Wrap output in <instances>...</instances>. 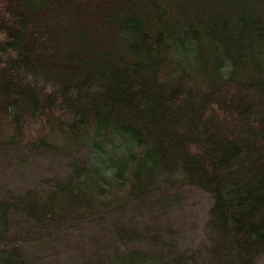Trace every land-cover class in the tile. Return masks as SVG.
<instances>
[{"label":"trees","instance_id":"trees-1","mask_svg":"<svg viewBox=\"0 0 264 264\" xmlns=\"http://www.w3.org/2000/svg\"><path fill=\"white\" fill-rule=\"evenodd\" d=\"M25 148L69 172L0 196V264L97 226L85 264H261L264 0H0V159ZM189 189L205 252L150 213Z\"/></svg>","mask_w":264,"mask_h":264},{"label":"rangeland","instance_id":"rangeland-1","mask_svg":"<svg viewBox=\"0 0 264 264\" xmlns=\"http://www.w3.org/2000/svg\"><path fill=\"white\" fill-rule=\"evenodd\" d=\"M36 132V126L30 130ZM22 155H9L0 159V196L7 193H23L28 189L39 188L48 180H62L69 172V159L61 158L44 151L34 152L25 148ZM15 158L19 162L16 163ZM175 201L165 207H154L153 219L164 227L172 229L180 247L188 252H205L204 226L208 217L209 198L195 189L176 195ZM149 213V212H148ZM154 220L141 216L133 226H151ZM97 226V225H95ZM94 235L85 233L77 237L66 238L60 243H47L46 246L32 248L31 257L35 264H85L97 260L101 254H112L116 247L110 236L109 228L95 227ZM101 233V234H100ZM105 234L108 237H105ZM111 239V240H110ZM34 254V256H33ZM261 264H264L262 261Z\"/></svg>","mask_w":264,"mask_h":264}]
</instances>
